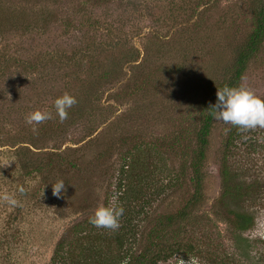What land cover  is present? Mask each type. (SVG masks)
I'll list each match as a JSON object with an SVG mask.
<instances>
[{
  "label": "rangeland",
  "instance_id": "374dc122",
  "mask_svg": "<svg viewBox=\"0 0 264 264\" xmlns=\"http://www.w3.org/2000/svg\"><path fill=\"white\" fill-rule=\"evenodd\" d=\"M261 2L0 0V158L14 160L0 167V194L19 201L0 202V264H55L60 242L77 264H95V251L167 256L157 264H264V129L213 120L202 196L180 215L195 193L206 106ZM241 85L264 97V41ZM65 92L77 104L61 123L54 101ZM34 110L53 116L35 133L25 122ZM225 163L238 198L221 199ZM58 180L61 198L52 194ZM114 197L120 228L90 224ZM235 210L253 225L236 230Z\"/></svg>",
  "mask_w": 264,
  "mask_h": 264
},
{
  "label": "clouds",
  "instance_id": "9594fccd",
  "mask_svg": "<svg viewBox=\"0 0 264 264\" xmlns=\"http://www.w3.org/2000/svg\"><path fill=\"white\" fill-rule=\"evenodd\" d=\"M77 104L75 96L68 92L63 93L54 101L56 115L59 121L63 123L68 119L69 109ZM211 115L215 120L222 121L238 128L241 132H248L264 129V97L259 96L252 88L247 86L230 87L228 85L217 88L216 103L210 106ZM52 113L47 110H34L25 117V122L32 126V131L37 132L36 125L52 119ZM247 139V137H245ZM2 159L0 167L9 166L12 159ZM65 191V183L58 180L52 184V194L61 198ZM23 193L24 189H20ZM44 192H42V196ZM0 202L6 203L12 207L19 205V201L14 195L3 193L0 194ZM124 209L114 197L107 205L100 204L89 217V223L96 228L108 229L112 232L117 231L121 224L120 218ZM180 264H192L191 258L186 262L180 258Z\"/></svg>",
  "mask_w": 264,
  "mask_h": 264
},
{
  "label": "trees",
  "instance_id": "16d2710c",
  "mask_svg": "<svg viewBox=\"0 0 264 264\" xmlns=\"http://www.w3.org/2000/svg\"><path fill=\"white\" fill-rule=\"evenodd\" d=\"M254 19H255V28L252 33L249 35L248 39L243 43L236 54L235 62L231 68V74L228 77V81L222 84L220 88L225 85L230 87H238L240 84V80L248 68V64L250 60L256 55L259 51L261 44L264 41V2L257 4V8L254 9ZM216 103V96L215 101L213 104ZM211 104V105H213ZM206 106V112L204 114L203 124L198 131V140L200 142V149L198 150L197 157L192 162L193 163V171L194 176L193 179L195 181V193L190 200L189 204L184 208L181 212V216H186L189 213L188 207L191 203L199 200L202 196V186H203V160L206 157L205 148L209 143V135L211 133V129L213 126V116L211 115L210 106ZM236 139L235 131L230 133L229 141L232 143ZM129 157V156H128ZM131 165H129L130 167ZM233 173L229 166L225 163L224 164V171H223V179L225 188L221 199L225 200L228 195L238 198L241 196L240 186L235 185L234 187L229 186V181L231 180L230 175ZM232 217L231 220L234 224L236 230L245 231L246 229L250 228L254 223V218L252 215L241 212V211H231ZM174 220L173 216H169L166 218V222L164 223L165 226H169L171 222ZM164 230V229H162ZM116 240L120 242L119 244L123 246V240L125 238L121 234H115ZM69 251H63V243H59L55 249L53 261L55 264H77L76 260L73 262L70 259ZM171 252L170 255H172ZM90 258H93L95 264H157L161 259H167V256H162V254H157L153 257L149 258V254L143 253L142 256L139 257H132L128 256L127 252L124 254L118 255L117 258L113 257H106L99 253V251H95L93 255H89ZM129 257V258H128ZM70 259V262H69Z\"/></svg>",
  "mask_w": 264,
  "mask_h": 264
}]
</instances>
